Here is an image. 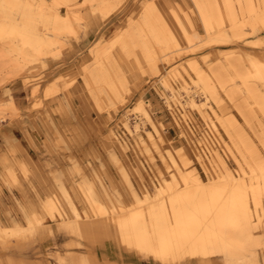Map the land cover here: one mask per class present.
Returning <instances> with one entry per match:
<instances>
[{
  "label": "rangeland",
  "instance_id": "obj_1",
  "mask_svg": "<svg viewBox=\"0 0 264 264\" xmlns=\"http://www.w3.org/2000/svg\"><path fill=\"white\" fill-rule=\"evenodd\" d=\"M202 1L211 17L208 25L197 0L6 2L10 12H0L1 21L8 16L21 23L23 10L31 3L33 10L43 7L49 22L55 13L64 14L67 20L56 27L38 24V30L46 35L40 48L23 43L18 30L0 34V264H67L74 257L88 258L96 264H264V221L249 220L231 226L234 243H218L210 256L183 254L172 259L160 257L149 248H137L131 235L125 243L124 236H119L122 227L108 224L111 213L103 215L107 219L96 217L99 213L86 196L89 186L97 190V198L106 197L98 191L102 184L107 196L121 203L119 211L126 213L121 219L136 209L131 190L109 156L114 149L108 137L111 132L127 142L126 151L132 158L127 161L135 186L138 183L149 189L157 187L160 176L172 170V163L166 164L156 152H152L150 164L146 153L137 155L131 148L136 130L147 142L146 131L152 130L144 115L134 108L144 100L152 123L160 129L166 144L174 149L185 146L186 152L182 149L197 174L203 179L209 177V168L191 154L187 137L196 140L206 121L201 112L211 111L212 107L220 115L221 111L211 97L206 98V93L198 94L193 83L188 85L191 92L189 89L186 95L179 84L180 76L171 74L169 82L179 98L183 96L181 103L173 102L169 87L159 79L165 68L186 79H190L189 74L194 76V68L227 71L230 79L222 86L217 84L216 89L226 102L229 117L224 121L237 144L214 118L222 141L245 169H258L264 164V103H256L245 86L253 84L264 95V80L252 75L249 60L242 53L248 48L264 70V26L246 23L240 36H232L226 26L223 1L216 0L222 6L221 24L216 23L214 14H209V1L213 0ZM173 13L186 28L185 35ZM162 17L175 37L156 30L155 22ZM222 32L230 36L228 40H221ZM191 96L199 105L187 100ZM179 111L190 117L184 121L185 126L178 125L175 119ZM229 120L234 121L233 125ZM215 143L222 160L236 171L237 164L223 144L217 140ZM165 159L168 160L166 153ZM176 161L179 167H185L178 156ZM51 170L63 180L64 171L69 172L75 181L73 188L67 190L78 194L85 207H79L81 217H88L90 225L85 235H65L54 229L58 221H77L68 218L72 213ZM46 190L59 199L57 209L46 206L50 204ZM143 204L137 208H143ZM157 213H149L150 218ZM97 218L104 220L102 226L95 224ZM145 221L141 214L136 216L138 230L146 225Z\"/></svg>",
  "mask_w": 264,
  "mask_h": 264
},
{
  "label": "bare ground",
  "instance_id": "obj_2",
  "mask_svg": "<svg viewBox=\"0 0 264 264\" xmlns=\"http://www.w3.org/2000/svg\"><path fill=\"white\" fill-rule=\"evenodd\" d=\"M53 1L56 4H66L67 2V0ZM222 1L228 17L226 26L230 27L232 36H240L242 34L241 27L246 23L253 27L257 24L264 26V0ZM6 2H8V0H2L0 4V12H10V8ZM197 2L199 8L203 9L201 16L203 17L204 22L207 25L210 24L211 17L205 12L203 1L197 0ZM32 4L33 3L29 5V8L26 6L25 10H23L21 23L14 21L8 16H6L7 19H3L5 21L0 20V34L5 31L13 32L18 30L20 39L23 43L31 44L40 48L45 42L46 35L38 30V24L45 26L53 24L56 27L59 24L65 23L67 18L64 14L55 13L52 16V20L50 18L49 22L47 19L48 17L44 15L45 12L43 7H40V9L38 8V11L35 8V10H33ZM208 6L211 11L209 14H214L216 23L221 24L223 22L220 13V7H222L221 3L213 0L209 1ZM149 10L150 13L153 14L154 10L150 8ZM168 14L170 16V12ZM173 14L185 35L186 28L184 29V26L181 24L182 22L180 23L177 14ZM155 28L159 32H170V34L175 37V34L170 30L169 24L164 17L156 20ZM220 37L221 40L226 41L230 36L225 32H222ZM247 49L248 48L243 49L242 53H245L249 60L252 75L259 80H264V70H262L260 63L252 58L251 51ZM194 70V76H190L189 74L190 79H186L185 77H182L179 72L170 71L165 68L159 76V79H161V83L166 87H169V96L173 102L179 101L181 103L180 99L183 96L179 98L180 96L177 89H175V86L169 82L168 75L171 76V74L180 76L179 84L180 87L185 90L184 92H186V95L189 94V86L194 84L195 88L197 87L194 90L198 91V94L204 92L205 95L206 93L208 95L206 98L211 97L219 107L221 115L213 107L211 111L207 110V112H201L206 121H204L200 127L196 140L187 137V143L191 149V154L195 157L196 161L198 160L201 164H204L209 168V177L203 179L197 174L194 165L190 164L188 157L185 156L184 149H182L183 146L174 149L170 144V147L166 144L167 142L164 135L160 129L152 123L153 119H151V114L149 112L150 108L147 107L149 109L148 111L146 105H144V100L142 102H137L134 105V108L144 115L147 121L151 124L152 130L146 131L145 136L148 142L140 137L141 133L136 130V132L132 134L134 144H131V148L137 155L142 152L146 153L150 159V164H152V152H156L158 157L166 164H168L166 161L172 163L170 165L173 167L172 170H168L166 176H160L157 187L149 189L140 186L138 183L137 186H135L132 182V178H135L129 171L130 167L128 165L129 162L127 161V159L132 161V158L129 157L126 151L127 142L124 141L120 135L111 132L108 137L111 144L114 146V149L109 151V156L120 172L125 185L131 190L133 195V208L136 209H132L133 212H128L127 218L121 219L124 217L123 215L126 214H122V211H119L122 206L121 203L109 198L110 196H107V193L104 192L102 184L101 186H98V191L103 193L102 195H106V197L100 196L97 198L94 194L97 190L89 186L86 188L88 192V195L86 196L89 200V204H91L92 208L99 213V216L96 217L107 219V217L103 215L106 212L111 213L107 220L108 224L110 227L112 225L122 227L121 229L118 228L119 236H124L125 243L128 242V237L131 235V240L134 246L135 244L137 245V248H149L154 250L155 254L160 257H168L172 259H176L183 254H190L193 256L202 255L205 257L210 256L212 255V251L218 247V243L223 246H230L234 243L233 236L229 231L231 226L242 222L247 223L249 220L254 222L264 221V164H260L258 169L251 166L249 169H245L240 165L237 162V159L232 155L228 145L222 141V136L217 125L218 122L219 125L222 126L223 131H226L229 134L232 142L236 145L237 142L230 134L229 128L224 121L229 117V114L227 116L226 112V102L218 96V90L216 89L217 84L222 86V83L225 80L230 79L228 78L227 71L223 68H219L217 72L211 71L210 69L209 72L197 68H194ZM245 86L256 103H264V95H262L253 84L247 83ZM229 95L230 99H232L231 101H233V97L231 94ZM187 100L193 105H199V103L194 100L193 96L189 97ZM147 104H149V102ZM204 104L206 103L204 102ZM178 107L180 108V106ZM181 108L183 107L181 106ZM182 111H179L177 116L175 115V119L178 125L185 126L184 121H188L190 117ZM224 111L226 112V115L223 113ZM231 120H233V118ZM233 122L234 121L229 120V124L233 125ZM134 126L136 129L138 128L137 123H135ZM214 139L220 144H223L228 155L234 160V163L236 162V171L230 169V167L222 160L223 157L219 154ZM183 148H185L186 152V147L184 146ZM170 149L171 151H169ZM165 153L168 160L165 159ZM176 156L182 159L185 167H179L177 165ZM64 172L65 174L63 178L65 180L59 175H55L54 171L51 170L53 178L55 177L54 182L57 184L59 183V193L63 198L64 203L67 205L68 211H71L72 213V215H70L69 212L70 216H68V218L75 219L77 222H74L73 220L71 221V219L61 220L55 223L54 229L65 235L71 233L83 236L90 226L88 224V217H81L79 207L83 208V210L85 207L78 194L75 196L73 193L72 195L67 190L68 188H73V183L75 181L70 179L71 177L68 175L69 172ZM65 182L67 185L64 184ZM75 189L73 190L76 191ZM46 193L50 200V204L46 205L48 209H57L59 199L57 197H51L47 190ZM143 202L146 203V206ZM138 204H143L144 207L138 209ZM154 211L158 212L157 215L154 218H150L149 213ZM138 214H141L144 217V220H146V225L143 226L141 230H138L139 227H137L135 223ZM95 222V224L102 226L104 220L97 218ZM67 264L96 263L88 258L74 257L68 261Z\"/></svg>",
  "mask_w": 264,
  "mask_h": 264
}]
</instances>
